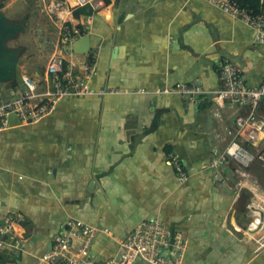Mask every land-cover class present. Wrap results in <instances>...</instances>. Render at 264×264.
<instances>
[{
  "label": "crops",
  "instance_id": "1",
  "mask_svg": "<svg viewBox=\"0 0 264 264\" xmlns=\"http://www.w3.org/2000/svg\"><path fill=\"white\" fill-rule=\"evenodd\" d=\"M16 1L0 0V9L13 20L28 15L33 46L22 54L14 88L21 90L22 74L46 79L60 22L45 0H25L20 12ZM92 6L89 50L97 53L90 87L121 92L65 97L35 123L11 117L0 127V224L9 215L23 218L17 227L22 247L5 263L33 264L66 220L77 217L106 230L92 242L98 264L117 256L119 240L152 218L187 239L183 264H264V238L245 239L255 233L248 230L254 212H264V161L208 166L212 150L236 138L235 116L247 108L174 92L179 84L219 88L226 60L259 85L264 44L204 0H93ZM68 22L81 25L86 17L72 13ZM11 90L1 85L0 100ZM257 114L264 118V99ZM170 154L188 173L186 181L178 180ZM77 245L74 240L72 249Z\"/></svg>",
  "mask_w": 264,
  "mask_h": 264
},
{
  "label": "built area",
  "instance_id": "2",
  "mask_svg": "<svg viewBox=\"0 0 264 264\" xmlns=\"http://www.w3.org/2000/svg\"><path fill=\"white\" fill-rule=\"evenodd\" d=\"M46 10L60 22V40L56 43V51L52 53L46 64V79L38 81L27 74L21 75L24 88H12L10 97L0 100V127H7L9 119L16 117L25 124H32L49 116L55 104L65 98L86 95H101L121 92L119 89L95 91L90 87V79L95 72L97 51L91 49L86 54H74L72 61V43L89 34L88 21L80 27H67L72 16L73 7L67 0H45ZM77 5L90 4L93 0H76ZM231 19L239 21L253 31V41L264 44V0H260L261 8L253 12L242 6L239 0H204ZM93 7V6H92ZM83 55V58H78ZM220 87L206 91L199 84H179L174 92L189 98H206L211 95L220 103H228L236 107H246V113L235 116L237 135L224 150L214 148L209 161V168L218 170L230 161L240 167L247 168L255 160L264 161V118L257 114V107L264 99V80L259 85H250L243 77L241 70L229 61L219 65ZM160 92H167L166 89ZM252 147V148H249ZM169 163L176 171L178 180L184 182L188 173L183 169L177 155H169ZM225 183L224 179L221 181ZM248 230L262 232L264 235V212H254ZM23 218L9 215L0 224V249L10 254H17L22 247V239L17 232ZM106 231L96 225L89 224L77 217L66 220L65 230L52 240L50 250L35 257L33 264H98L92 258V242L100 232ZM77 248L72 249L73 241ZM119 254L103 264H183L187 239L179 232L170 229L161 219L143 220L130 229L119 240Z\"/></svg>",
  "mask_w": 264,
  "mask_h": 264
},
{
  "label": "water",
  "instance_id": "3",
  "mask_svg": "<svg viewBox=\"0 0 264 264\" xmlns=\"http://www.w3.org/2000/svg\"><path fill=\"white\" fill-rule=\"evenodd\" d=\"M27 18L28 15H24L20 19L13 20L0 9V86L16 78L20 65L25 59L22 55L24 47L18 44L11 47L8 42L17 40L19 34L25 32ZM89 46V35L79 37L71 45L73 51L78 54H86ZM245 198V195L240 198L241 206L245 203Z\"/></svg>",
  "mask_w": 264,
  "mask_h": 264
},
{
  "label": "trees",
  "instance_id": "4",
  "mask_svg": "<svg viewBox=\"0 0 264 264\" xmlns=\"http://www.w3.org/2000/svg\"><path fill=\"white\" fill-rule=\"evenodd\" d=\"M105 1L108 2V0H105ZM239 2L242 4L243 7H245L248 10H252L253 12H258L261 8L260 0H239ZM2 7H3V4L0 3V8ZM72 13L76 19H79L81 17L92 15L94 13V9L90 4H84L81 6L73 7ZM65 25L69 28L72 27V24L69 22L65 23ZM76 26L80 27L81 29L80 25H76ZM9 84L11 85V88H15L17 85L16 79L12 80ZM5 252L6 253L1 256H3V259L4 258L9 259L10 253H8L7 251Z\"/></svg>",
  "mask_w": 264,
  "mask_h": 264
},
{
  "label": "rangeland",
  "instance_id": "5",
  "mask_svg": "<svg viewBox=\"0 0 264 264\" xmlns=\"http://www.w3.org/2000/svg\"><path fill=\"white\" fill-rule=\"evenodd\" d=\"M27 1H25V0H18V1H16V3H15V5H14V10H16V11H19L20 12V7H21V5H23L24 3H26ZM27 27L29 28V26L27 25L26 26V30L28 31V29H27ZM60 27H61V25H60ZM25 30V32L24 33H21V34H19V36H18V38H17V40H19L20 39V46H23L24 47V50H25V48H28V47H30V46H33L32 44H31V40L32 39H29V37H28V33H27V31ZM33 36H34V34H33ZM17 40H11V41H9L8 42V45L9 46H11V47H13L15 44H16V42H17ZM24 52V51H23ZM28 53H30V50L28 51L27 50V52H26V54L28 55ZM23 54V53H22ZM41 65V64H40ZM18 78H19V73L17 72V74H16V81L18 80ZM4 83H2L1 85H3ZM9 84L7 83L6 84V86H8ZM2 249H0V264H6L5 262H7V260H9L8 258H4L3 259V256H1V255H4L6 252L5 251H1ZM11 255H14V254H11ZM9 258H10V256H9Z\"/></svg>",
  "mask_w": 264,
  "mask_h": 264
},
{
  "label": "bare ground",
  "instance_id": "6",
  "mask_svg": "<svg viewBox=\"0 0 264 264\" xmlns=\"http://www.w3.org/2000/svg\"><path fill=\"white\" fill-rule=\"evenodd\" d=\"M72 1V3H73V1L74 0H71ZM75 3H77V1L75 0ZM74 3V4H75ZM261 195V194H260ZM251 236H248L247 238H245L247 241H249V240H251V239H254L255 241H256V243H259V242H262V240H263V238H264V235H263V233L262 232H260V231H258V232H255L254 234H250ZM252 235H254V236H252ZM258 237V238H256V237Z\"/></svg>",
  "mask_w": 264,
  "mask_h": 264
}]
</instances>
